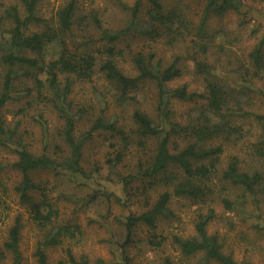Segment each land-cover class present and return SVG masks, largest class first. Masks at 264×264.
Here are the masks:
<instances>
[{
	"label": "trees",
	"instance_id": "16d2710c",
	"mask_svg": "<svg viewBox=\"0 0 264 264\" xmlns=\"http://www.w3.org/2000/svg\"><path fill=\"white\" fill-rule=\"evenodd\" d=\"M148 1L145 21L140 17L142 0H137L130 7L131 21L128 25L120 29L108 28L97 18L95 22L100 29L99 38L92 34L86 38V43L71 47V36L75 33L78 20L75 0L68 1L60 8L50 22L39 14L42 0H20L22 8L18 3L0 0V142L14 138L19 146L13 166L22 173V178L16 189L21 201L29 205L34 220L45 229L44 239L39 241L36 249L39 264H51L46 252L48 245H58L69 238L76 239L82 229L77 223L59 222V210L49 198L47 185L37 181L33 171L50 169L89 177L91 173L88 174L84 165V146L96 133L109 130L116 144L113 145L114 151L107 155V162L112 169L117 168L128 200L139 193L142 194L140 200H143L141 209L130 211L121 221L123 230L120 238L116 241L111 239L112 244L117 243V247L122 249V261L110 262L100 256L92 259L87 253L77 255L72 248H68L67 256L59 258L55 264H132L130 247L136 243L139 226L156 228L162 216L171 214L170 202L174 196L206 202L216 200L214 188L208 180H212V176L219 171L224 144L220 140L214 142V139L223 137L232 144L238 143L243 134L249 131L234 121L235 116H254L264 122V114L253 108V96H247L252 89L257 91L254 78L264 76V39L257 43L245 60L228 56L230 48L227 45L217 46L220 52H225V65H233L227 68L244 76L240 89L228 87L218 79L215 63L208 56L207 44L196 38L192 40L194 51L186 59L202 75V91H190L187 84L169 86V81L183 73L178 65L182 55H177L170 64H164V59L157 52L140 48L132 55V70L136 72L126 70L124 59L128 56L127 46L118 42L130 34L137 33L135 35L151 42L164 37L173 44L178 39H185L191 29L189 20L181 10L165 8L162 0ZM204 1L206 17L210 13L222 15L231 9H240L245 0ZM202 30L200 28L199 32ZM52 46L59 48L58 55L47 58L48 48ZM96 79L108 81L118 94V110L111 116L105 112L108 107L107 99L104 100L105 92H99L98 100L103 106H100V113L92 114L93 117L89 113L91 108L75 97L77 83H95ZM145 80H152L156 84V118L142 107H130L132 101L129 93L140 89ZM19 92L27 97L31 107L37 106L36 114L45 126L47 136H53L55 131L49 127L45 110L53 107L57 111L63 120L57 133L65 148L69 147L68 154L54 156L47 150L48 146L42 152H34L27 144L21 143L25 138L23 130H19L21 119L10 127L3 114L4 107ZM196 96L206 101L189 122L181 124L171 118L170 105L174 97L187 99ZM88 117V126L79 132L77 127L80 121ZM178 138L186 142L182 143ZM152 140H155V146H151ZM251 143L247 155L252 162L259 164V168L253 172L245 169L237 153L231 155L222 172L223 180L244 189L242 194L238 191L237 198L244 197L247 192L255 194L260 188L264 190V169L261 168L264 166V133ZM56 147L55 151L59 149L56 153L65 151L60 144ZM159 187L163 189L153 199L151 192ZM233 198L232 195L231 199H224L229 208L233 207ZM212 211L206 215L199 214L196 234H175L173 242L184 255L202 252L197 264H211L212 261L220 264H252L249 260L238 262L231 252L225 251L220 234L209 231ZM154 236L150 245H160L166 239V236ZM20 238L21 223L17 220L4 240L6 249L0 246V257L9 249L14 254L12 264H22ZM159 261L160 264H178L169 253Z\"/></svg>",
	"mask_w": 264,
	"mask_h": 264
},
{
	"label": "rangeland",
	"instance_id": "374dc122",
	"mask_svg": "<svg viewBox=\"0 0 264 264\" xmlns=\"http://www.w3.org/2000/svg\"><path fill=\"white\" fill-rule=\"evenodd\" d=\"M6 3H18L20 0H2ZM70 0H42L39 14L47 21L53 20L57 11ZM137 0H75L76 22L75 33L71 36V47L86 43V38L95 35L99 38L100 29L95 20L98 18L105 27L120 29L131 21V9ZM165 8H177L181 10L190 23L189 34L185 39H178L173 44L168 38L159 37L156 41L146 40L137 33L121 40L119 45L127 46V58L124 59L126 70L136 72L133 68L132 55L140 48L145 51L153 50L164 59V64L173 62L177 55H182L179 66L183 73L169 81L170 87L187 84L190 91H202L204 89L203 77L194 70L193 63L186 57L194 51L192 41L194 38L207 44L209 59L215 63L218 79L228 87L240 89L244 76L241 72L229 70L225 65V52L218 50V45L225 44L230 51L228 56L234 59H247L251 50L264 39V0H245L240 9H231L222 15L210 13L205 17L204 0H162ZM149 1L142 0L140 17L146 20L148 17ZM82 19V20H81ZM203 30L199 32V29ZM145 37V36H144ZM81 48V47H80ZM59 48H48L47 58L58 55ZM212 52V53H211ZM97 81V79L95 80ZM255 89L251 90L253 96V108L264 114V76L255 77L253 80ZM99 90V91H97ZM156 84L152 80H145L140 89L130 92V107H142L148 110L154 118L157 117V93ZM97 91V92H96ZM100 91L105 92L108 101L106 115L111 116L118 109L116 106L117 93L111 88L109 82L98 80L97 82L77 83L75 97L78 101L87 105L89 113H100ZM35 92V91H34ZM206 100L201 96L182 99L174 97L171 101V118L181 124H186L189 119L198 114ZM27 97L19 92L4 107L3 114L13 127L21 119L19 130H23L25 138L21 142L27 144L34 152H42L48 146V151L54 156L68 154L69 147L65 145L57 133L63 120L57 111L51 107L45 110L48 116L49 127L55 131L53 136L45 135V126L36 114L37 106H30ZM248 102V101H247ZM250 102V103H251ZM247 103H245L246 105ZM103 106V105H102ZM251 108V106H249ZM90 116V117H91ZM93 117V116H92ZM89 117L80 121L77 129L81 132L89 123ZM234 121L248 132L244 133L238 143H230L223 137L214 139V142L223 141L224 151L217 174L208 180L214 188L216 200L199 201L190 197L174 196L170 202L171 214L162 216L156 228L140 225L137 230L136 243L130 247L132 264H160L159 260L166 254H172L178 264H197L203 253L184 255L178 245L173 242V236L180 234L188 236L196 234V222L199 214L212 216L208 229L210 232H218L224 241V249L231 252L234 258L240 261L249 260L252 264H264V190L257 189L255 194L247 192L244 197L237 198L238 191L242 194L241 187L235 186L222 179V172L228 165L232 154H237L241 163L248 171L259 168L257 162H252L247 153L256 141L264 133V122L254 116H242L234 118ZM54 126V127H53ZM57 134V135H56ZM177 138V137H175ZM180 142L186 141L178 138ZM220 140V141H219ZM64 148V152L55 151L57 145ZM115 139L111 138L109 130L96 133L84 146V165L91 175L89 177L73 175L69 172H56L54 170H36L32 174L37 181H43L48 187L49 198L59 210V222L63 224L77 223L82 233L78 238L65 239L58 245H48L46 252L51 264L59 258L67 256L68 248H72L77 255L89 254L92 259L100 256L110 262L120 261L121 248L117 243L112 244L122 235V220L130 211H137L143 207L142 194L128 200V195L123 189L119 173L112 169L107 162V155L113 152ZM155 140L151 146H155ZM250 146V147H249ZM19 146L14 138H8L5 143L0 142V246L4 247V240L8 237L12 226L21 223L20 250L22 264H39L36 249L40 240L44 239V231L34 220L28 204L21 201L17 185L22 178V173L13 166L18 154ZM121 168V167H120ZM264 169V166L261 167ZM225 187H223V183ZM163 188L152 190L153 199L158 197ZM231 193L233 207L229 208L224 199L230 198ZM230 196V197H229ZM243 201L242 203H239ZM202 202V203H201ZM156 235L166 236L162 244L150 245V240ZM112 239V240H111ZM0 257V264H12L13 252L9 249ZM122 261V260H121ZM211 264H220L212 261Z\"/></svg>",
	"mask_w": 264,
	"mask_h": 264
}]
</instances>
